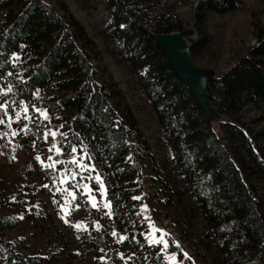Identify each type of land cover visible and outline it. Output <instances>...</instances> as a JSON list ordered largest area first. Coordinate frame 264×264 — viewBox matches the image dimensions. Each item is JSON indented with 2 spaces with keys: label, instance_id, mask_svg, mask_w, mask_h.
<instances>
[{
  "label": "trees",
  "instance_id": "1",
  "mask_svg": "<svg viewBox=\"0 0 264 264\" xmlns=\"http://www.w3.org/2000/svg\"><path fill=\"white\" fill-rule=\"evenodd\" d=\"M103 3L112 44L106 52L137 78L173 165L208 226L205 236L218 249L217 264H264V115L243 118L248 106L264 109V22L252 19L253 42L208 83L216 111L208 121L154 34L195 33L189 42L193 62L213 57L209 13H233L243 0H189L191 31L159 0ZM99 52L64 0H0V82L12 87L3 101L27 106L30 123L42 135L56 132L64 152L86 148L104 177L115 216L138 245L139 264H169L159 245L143 236L141 162L161 185H170ZM18 222L11 208L0 213V264H43L44 258L18 252L9 239L7 230Z\"/></svg>",
  "mask_w": 264,
  "mask_h": 264
},
{
  "label": "rangeland",
  "instance_id": "2",
  "mask_svg": "<svg viewBox=\"0 0 264 264\" xmlns=\"http://www.w3.org/2000/svg\"><path fill=\"white\" fill-rule=\"evenodd\" d=\"M64 1L93 38L108 70L139 120L170 185H161L149 164L141 162L139 177L143 190L138 211L144 225L143 236L148 243L159 245L169 264H217L220 259L218 249L205 236L208 226L173 165L155 113L141 93L137 78L106 52L112 44L105 35L110 16L103 0ZM159 1L171 8L182 21L184 30H192L189 0ZM252 19L264 22V0H243V6L230 14L210 12L209 29L215 54L198 58L194 63L214 70L230 65L235 54L254 40ZM196 37L193 33L186 34L184 38L189 43ZM0 91L7 92L1 82ZM3 99L0 96V101L9 107L8 116L0 112V118L5 120V124L0 125V213L11 208L19 217L17 226L7 230L16 250L41 256L43 264H139L138 245L127 227L115 216L107 198L104 177L91 153L84 147L76 148L75 153L64 152L57 136L53 138L50 135L53 130H45L49 133L45 139L30 123L33 119L24 113L23 105H10ZM16 113L20 114L19 117ZM26 115L30 119L25 118ZM262 115L264 109L254 106H248L243 112L246 120ZM9 116L12 118L10 127ZM260 125L263 126L264 121ZM25 127L31 131H22ZM13 132L17 134L14 136ZM54 144L61 149L60 154L54 148L49 151ZM38 155L40 161L36 160ZM49 156L52 160L48 159ZM73 158L88 167L70 163ZM51 164L55 166L45 167ZM72 173H76L74 178ZM93 203L97 207L93 208ZM109 203L110 208H105L104 205ZM113 232L117 235L113 236ZM162 235L167 248L163 243L155 242ZM121 236L127 239L117 242ZM173 256L175 260H172Z\"/></svg>",
  "mask_w": 264,
  "mask_h": 264
},
{
  "label": "water",
  "instance_id": "3",
  "mask_svg": "<svg viewBox=\"0 0 264 264\" xmlns=\"http://www.w3.org/2000/svg\"><path fill=\"white\" fill-rule=\"evenodd\" d=\"M178 78L189 88L208 121L216 117L209 93L208 83L213 80L216 70L197 66L191 57L190 45L179 31L154 34Z\"/></svg>",
  "mask_w": 264,
  "mask_h": 264
},
{
  "label": "snow or ice",
  "instance_id": "4",
  "mask_svg": "<svg viewBox=\"0 0 264 264\" xmlns=\"http://www.w3.org/2000/svg\"><path fill=\"white\" fill-rule=\"evenodd\" d=\"M16 59H19V57H17ZM9 75H11V73H9ZM7 92H9V93L12 92V87H11V86L8 87ZM2 95H6V93L0 92V96H2ZM8 107H9V105H7V104L3 103L2 101H0V112H2L4 116H8ZM23 111H24L25 114H27L28 111H29L28 107L25 106V107L23 108ZM37 111H39V110H37ZM19 115H20L19 113H16V116H17V117H19ZM41 115L44 117L45 120L48 119V116H47V113H46V112H42ZM25 118L30 119L29 117H27V115H26ZM11 119H12V118L9 116V117H8V120H9V127L11 126V123H10V122H11ZM3 124H5V120H4L3 118H0V125H3ZM61 127H62V126H61ZM22 131H25V132L27 133V132H29V131H31V130H30V129H27V128L25 127L24 129H22ZM16 134H17V133H15V132L12 133V135H14V136H15ZM3 135H7V133H4ZM48 135H49V133H44L45 139H47ZM50 135L54 138V137H56L57 133H56V132H51ZM63 135L66 136L67 134L64 133ZM53 148L56 150L57 154H60L61 149L58 148L55 144L52 146V148L49 149V151H52ZM71 151H72L73 153H75V152L77 151V149L73 146V147L71 148ZM85 156H87V153H86V152H85ZM88 158L90 159V157H88ZM40 159H41V158H40L39 155L36 156V160H37V161H40ZM48 159H49V160H52V157L49 156ZM56 163H62V162L57 161ZM70 163H72V164H76V165L81 166V167H84V168H87V167H88V165H83V164H81V162L78 161V160H76L75 158H73V159L70 161ZM54 166H55V164L45 165V167H48V168H52V167H54ZM75 175H76V173H72L73 178L75 177ZM96 179H97V181H99V177H96ZM44 187H48V186H47V185H44ZM101 188H103V185H102V184H101ZM73 199H75V196H73ZM92 199L94 200V197H92ZM135 199H139V197H135ZM77 207H78V205H77ZM92 207L95 208V207H97V205H96L95 203H93V204H92ZM104 207H105V208H110V203H109V204H105ZM145 208H146V206H145ZM62 211H65V209H64L63 207H62ZM108 214L110 215V213H108ZM21 218H23V217H21ZM62 218H63V217H62ZM65 222L67 223L68 221L65 220ZM75 227L79 228L80 225H75ZM97 228H99V226H97ZM156 231H161V230L156 229ZM112 235H113V236H116L117 233H116V232H113ZM163 235H166V233H164ZM163 235L161 236V239H160V240L155 241V242H156V243H163L164 247L167 248V247H168V244H167L166 241L163 240ZM125 239H127V237H123V236H121L117 242H123ZM177 246H178V245H177ZM184 255H185V257H187V254H186V253H185ZM175 259H176V257L173 256V257H172V260H175Z\"/></svg>",
  "mask_w": 264,
  "mask_h": 264
}]
</instances>
